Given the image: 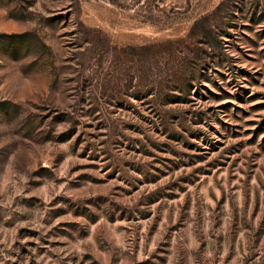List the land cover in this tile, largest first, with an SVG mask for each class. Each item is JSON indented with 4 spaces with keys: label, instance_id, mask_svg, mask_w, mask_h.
<instances>
[{
    "label": "rangeland",
    "instance_id": "rangeland-1",
    "mask_svg": "<svg viewBox=\"0 0 264 264\" xmlns=\"http://www.w3.org/2000/svg\"><path fill=\"white\" fill-rule=\"evenodd\" d=\"M0 264H264V0H0Z\"/></svg>",
    "mask_w": 264,
    "mask_h": 264
},
{
    "label": "trees",
    "instance_id": "trees-1",
    "mask_svg": "<svg viewBox=\"0 0 264 264\" xmlns=\"http://www.w3.org/2000/svg\"><path fill=\"white\" fill-rule=\"evenodd\" d=\"M223 6V1H221L216 9L209 14H205L204 16L200 17L198 20H196L190 31L189 36L196 37V36H202L205 39H208V41H212V39L215 37L213 33V29L211 25L209 24V19L211 15H213L216 11H219L221 7ZM142 49L148 48V46H142L140 47Z\"/></svg>",
    "mask_w": 264,
    "mask_h": 264
}]
</instances>
